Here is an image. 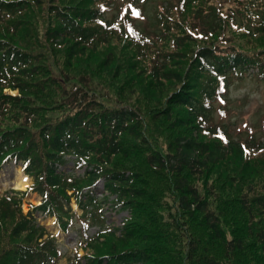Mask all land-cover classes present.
Listing matches in <instances>:
<instances>
[{
    "label": "trees",
    "instance_id": "1",
    "mask_svg": "<svg viewBox=\"0 0 264 264\" xmlns=\"http://www.w3.org/2000/svg\"><path fill=\"white\" fill-rule=\"evenodd\" d=\"M147 1L0 0V170L33 179L0 196V264L63 259L36 212L80 223L70 264H264V120L237 138L230 94L264 83V0Z\"/></svg>",
    "mask_w": 264,
    "mask_h": 264
},
{
    "label": "rangeland",
    "instance_id": "2",
    "mask_svg": "<svg viewBox=\"0 0 264 264\" xmlns=\"http://www.w3.org/2000/svg\"><path fill=\"white\" fill-rule=\"evenodd\" d=\"M139 3L145 5L146 9L150 12L154 8V3L147 0H139ZM231 99L234 101V109L237 112V130L240 134L237 138H247L249 135V128L253 123H260L264 120V83L258 81L257 79H249L244 82L236 83L230 91ZM242 102L241 104L239 103ZM247 115L246 118L243 117ZM242 118V119H241ZM72 165H69L65 168L66 172H71ZM16 169L23 172L22 163H16L15 161L4 165L0 170V195L8 190H16L13 188H2L3 182H10L14 177ZM73 174H81V172L76 171ZM30 184L32 179H30ZM16 191H25V190H16ZM95 196L102 199L103 197V187L98 186L95 191ZM110 200H114V197H111ZM40 203V197L37 194H29L23 203V211L29 213L33 206H38ZM73 210L77 211L78 214H81V210L77 205L72 202ZM106 216L108 218L107 225H112L119 227L123 221L128 216L126 211H121L118 206H112L111 203H107L105 206ZM34 216L39 218L41 225H43L46 230L53 236L56 237L57 243L61 253L63 254V259L59 264H70L74 258L83 257L87 252L82 248V243L84 238L78 234V228L80 226L79 222L75 223V226L69 229L66 233L63 232L57 222L52 220L51 223L49 219L41 218V214L35 213ZM99 228L94 227L89 230L88 236L92 237L96 235Z\"/></svg>",
    "mask_w": 264,
    "mask_h": 264
},
{
    "label": "bare ground",
    "instance_id": "3",
    "mask_svg": "<svg viewBox=\"0 0 264 264\" xmlns=\"http://www.w3.org/2000/svg\"><path fill=\"white\" fill-rule=\"evenodd\" d=\"M30 181L28 178L21 172V170L16 169L14 177L10 182H3L2 183V188H13L16 190H25L29 186ZM51 223V220L50 222Z\"/></svg>",
    "mask_w": 264,
    "mask_h": 264
},
{
    "label": "snow or ice",
    "instance_id": "4",
    "mask_svg": "<svg viewBox=\"0 0 264 264\" xmlns=\"http://www.w3.org/2000/svg\"><path fill=\"white\" fill-rule=\"evenodd\" d=\"M134 15H139L138 13H134Z\"/></svg>",
    "mask_w": 264,
    "mask_h": 264
}]
</instances>
